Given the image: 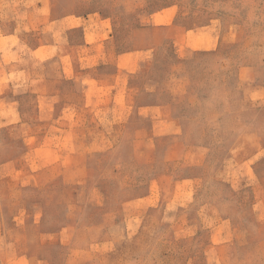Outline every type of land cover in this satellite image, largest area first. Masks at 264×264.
<instances>
[{"label":"rangeland","instance_id":"rangeland-1","mask_svg":"<svg viewBox=\"0 0 264 264\" xmlns=\"http://www.w3.org/2000/svg\"><path fill=\"white\" fill-rule=\"evenodd\" d=\"M9 7L0 264H264V0Z\"/></svg>","mask_w":264,"mask_h":264},{"label":"crops","instance_id":"crops-1","mask_svg":"<svg viewBox=\"0 0 264 264\" xmlns=\"http://www.w3.org/2000/svg\"><path fill=\"white\" fill-rule=\"evenodd\" d=\"M171 8L172 7L170 6V7L165 8V10H168ZM41 9H44V8H41ZM2 12L3 13L1 16H3L4 19L0 21V24L1 25L5 24V26H6V22H9V24H7V25H9V27H11L8 32H5L6 38L18 39L23 32L30 30V28L32 26L31 20H26V19H16L15 20L16 23H15V27H14V7H9L8 9H5V10L3 9ZM156 13H154L152 15H155ZM89 15L93 16V20L96 21L101 26L107 24V20L109 19V18H101L100 20H95L96 15H98L97 13H92ZM89 15L85 16L84 18L89 17ZM81 17H82L81 14L66 15V16H63L61 18H58L57 21L60 25H63V24L65 25L67 23H70V21L72 19H75V21H77V19H81ZM85 20L89 22V20H87V19H85ZM91 24H92V22H91ZM0 30L3 31L2 26H0ZM17 50H19V49H17Z\"/></svg>","mask_w":264,"mask_h":264}]
</instances>
